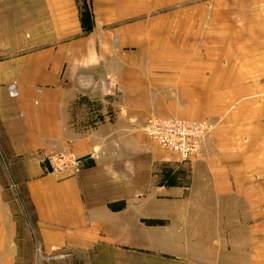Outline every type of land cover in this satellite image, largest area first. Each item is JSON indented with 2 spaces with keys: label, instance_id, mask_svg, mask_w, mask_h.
Here are the masks:
<instances>
[{
  "label": "crops",
  "instance_id": "1",
  "mask_svg": "<svg viewBox=\"0 0 264 264\" xmlns=\"http://www.w3.org/2000/svg\"><path fill=\"white\" fill-rule=\"evenodd\" d=\"M216 20L264 41V0H0V264H264V54L216 83L187 47ZM224 88L255 91L194 119ZM149 117L213 129L181 161Z\"/></svg>",
  "mask_w": 264,
  "mask_h": 264
},
{
  "label": "rangeland",
  "instance_id": "2",
  "mask_svg": "<svg viewBox=\"0 0 264 264\" xmlns=\"http://www.w3.org/2000/svg\"><path fill=\"white\" fill-rule=\"evenodd\" d=\"M215 1L217 3L222 0H215ZM222 15H223L222 6L221 3H218L216 4L215 16L216 18L221 19ZM230 27H231V32L226 33L225 32L226 26L223 25L222 21L218 22L216 20V24L214 26L203 27L201 30H199V33L194 36V41L189 42V45L187 47L192 48V46H194V66L196 65L204 66V67L214 66V76H215L214 79L216 83L217 81L218 82L224 81V78L226 79L229 76L230 80H232V83H235L237 85L240 82L239 68H241L240 67L241 64L244 63L242 61L244 57L240 56V53L242 51L244 52L245 50L246 53L248 54L254 53V49L258 46L259 51H263L264 54V41L256 42L248 38L245 45L244 43L245 41H240L239 38V32H238L239 26L231 25ZM248 27H249L248 29H250L251 27L255 28L260 26L249 25ZM212 28L214 31L211 30ZM261 30H262L261 32L264 33V25L262 26ZM240 43L242 44L241 48L239 47ZM262 58L264 60V56ZM188 59L190 60V58ZM194 91L199 92L201 94L204 93L203 95H201L202 97L200 98L201 102L207 103L208 101L207 104L206 103L194 104V119L204 120V121L210 120L209 122L212 123L213 121L219 122L221 120V118H219V115L222 114L225 108H229V110H232L234 112L235 110H238L239 96H241V94L244 93L245 90H242L240 88H230L229 90L224 88L222 90H218V89L216 90V91H221L223 93L222 95H224V93H227L228 91L230 94H232V98H235L236 102L230 105L229 107L223 106L221 104L223 99H218L217 97L214 100H212L211 98L207 100V98L204 97V95L207 94L208 90L195 89ZM246 91L249 93V92H254L255 90L248 89ZM213 119H217V120H213ZM204 123L210 126L211 129H213V126L209 125L206 122ZM211 129L208 131V133L211 131ZM208 133L206 134L204 139L207 137Z\"/></svg>",
  "mask_w": 264,
  "mask_h": 264
},
{
  "label": "built area",
  "instance_id": "3",
  "mask_svg": "<svg viewBox=\"0 0 264 264\" xmlns=\"http://www.w3.org/2000/svg\"><path fill=\"white\" fill-rule=\"evenodd\" d=\"M10 92L15 94L13 86ZM210 129L199 121L149 117L141 131L162 150L188 161L200 156L202 141ZM79 163L72 153L53 155L49 158V172L60 175L76 171Z\"/></svg>",
  "mask_w": 264,
  "mask_h": 264
}]
</instances>
